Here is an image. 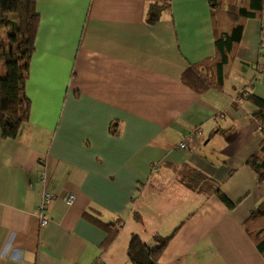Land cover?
<instances>
[{
    "label": "crops",
    "instance_id": "obj_1",
    "mask_svg": "<svg viewBox=\"0 0 264 264\" xmlns=\"http://www.w3.org/2000/svg\"><path fill=\"white\" fill-rule=\"evenodd\" d=\"M210 1L36 2L29 120L17 139L0 133V264H132L131 235L147 247L171 236L157 264H264L245 231L264 202V170L247 164L263 135L246 100H264V9L242 21L222 89L198 94L181 76L215 57L226 30ZM42 173L53 195L44 227ZM210 181L233 209L204 193ZM86 214L119 222L106 250Z\"/></svg>",
    "mask_w": 264,
    "mask_h": 264
},
{
    "label": "trees",
    "instance_id": "obj_2",
    "mask_svg": "<svg viewBox=\"0 0 264 264\" xmlns=\"http://www.w3.org/2000/svg\"><path fill=\"white\" fill-rule=\"evenodd\" d=\"M37 1L40 0H0V14L16 17L15 33L0 40V133L3 139H17L22 127L29 120L24 86L39 21L35 12ZM209 5L215 24L218 21L220 25L223 23L226 30L219 35L217 33L215 37V57L189 66L181 76V82L198 94L222 89L224 70L232 61V52L242 38V21L260 17L264 0H211ZM164 6L168 7L163 4L149 8L146 20L148 24L157 21L160 8ZM246 100L256 108L252 116L262 126L260 131L263 135L259 150L248 159L247 164L261 177L264 170V100L255 95H248ZM111 133L115 134V125L111 127ZM204 193L216 196L228 209L234 208V204L221 194L217 183L210 181ZM86 216L106 233L101 246V249L106 250L119 234V222L105 223L88 214ZM133 218L138 220V215L135 213ZM245 231L264 259V202L250 213L245 223ZM170 237L157 236L154 238L155 245L147 247L139 241L137 235H131L127 247L130 262L157 264Z\"/></svg>",
    "mask_w": 264,
    "mask_h": 264
},
{
    "label": "built area",
    "instance_id": "obj_3",
    "mask_svg": "<svg viewBox=\"0 0 264 264\" xmlns=\"http://www.w3.org/2000/svg\"><path fill=\"white\" fill-rule=\"evenodd\" d=\"M259 126L260 128L262 127L260 124ZM200 133L201 132L198 129L197 134H200ZM179 148L184 149L185 145L181 143L179 145ZM39 183L42 186V190L40 193V202L37 207L36 217L39 221V225L41 227H44L49 222V212L48 211H49V205L53 199V195L47 190L48 179L44 173H42L41 176L39 177ZM64 201L67 204L72 205L75 201V196L69 195L64 198Z\"/></svg>",
    "mask_w": 264,
    "mask_h": 264
},
{
    "label": "rangeland",
    "instance_id": "obj_4",
    "mask_svg": "<svg viewBox=\"0 0 264 264\" xmlns=\"http://www.w3.org/2000/svg\"><path fill=\"white\" fill-rule=\"evenodd\" d=\"M16 17L11 14H0V40H4L8 34L15 33Z\"/></svg>",
    "mask_w": 264,
    "mask_h": 264
}]
</instances>
